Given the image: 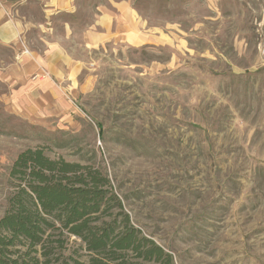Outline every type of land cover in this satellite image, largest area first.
<instances>
[{
	"label": "rangeland",
	"instance_id": "obj_1",
	"mask_svg": "<svg viewBox=\"0 0 264 264\" xmlns=\"http://www.w3.org/2000/svg\"><path fill=\"white\" fill-rule=\"evenodd\" d=\"M130 1L160 38L79 47L69 108L23 116L0 79V217L14 161L42 146L103 170L175 264H264V0ZM88 253L75 236L62 250L69 264Z\"/></svg>",
	"mask_w": 264,
	"mask_h": 264
},
{
	"label": "trees",
	"instance_id": "obj_2",
	"mask_svg": "<svg viewBox=\"0 0 264 264\" xmlns=\"http://www.w3.org/2000/svg\"><path fill=\"white\" fill-rule=\"evenodd\" d=\"M10 175L14 191L0 217V264H69L62 250L70 236L89 251L87 262L75 264H175L133 223L100 168L52 158L39 146L21 151Z\"/></svg>",
	"mask_w": 264,
	"mask_h": 264
},
{
	"label": "crops",
	"instance_id": "obj_3",
	"mask_svg": "<svg viewBox=\"0 0 264 264\" xmlns=\"http://www.w3.org/2000/svg\"><path fill=\"white\" fill-rule=\"evenodd\" d=\"M160 31L130 0H101L94 7L84 0H0V46L12 55L0 61V79L10 89L5 100L26 117L69 108L85 85L79 47L142 46L156 42Z\"/></svg>",
	"mask_w": 264,
	"mask_h": 264
}]
</instances>
